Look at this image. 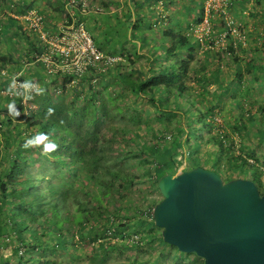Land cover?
Returning <instances> with one entry per match:
<instances>
[{"label": "rangeland", "instance_id": "1", "mask_svg": "<svg viewBox=\"0 0 264 264\" xmlns=\"http://www.w3.org/2000/svg\"><path fill=\"white\" fill-rule=\"evenodd\" d=\"M24 1L29 6L33 3L34 7L42 11L49 10L48 13L50 14L54 12L52 4L56 2V0ZM115 1L118 5L113 6L114 8L111 7L113 12L107 10L111 14L110 17L109 15L106 16L107 14L105 16L102 14L99 15L101 16L100 19H98V15V17L94 16V21L91 19L77 20L83 22L87 32L92 36L87 29L88 26L91 27L92 33L99 39H97L99 43H107L108 47L105 45V47L101 48L102 53L106 55L105 50L114 47L123 52L124 56L121 57L126 61H124V64L129 65V55L137 52L138 56L133 55L131 57L135 61V64L131 66L132 70L135 73L140 70L148 71L151 63L148 61L150 55L145 52L146 47L163 54L170 45V41L162 37L164 29L173 28L172 30L175 29V32H185L189 36L192 46L196 49L194 65L189 74V84L193 87L192 94L199 99L197 103L199 109L204 111V106L208 105L215 107L214 117L208 118V121L214 124L215 132L221 134V136L223 135L222 138L226 143H234L237 155L241 153V149H245L247 153L253 154L260 159V163L255 162L253 159L252 161L260 167V177L264 182V131H260L256 127L260 123V119L264 117V6L257 5L256 0H215V2H211V7L207 9L208 0H191L193 2L192 5L189 0H172L173 2L170 3L166 1L167 8L175 9V12L180 15L168 14L167 12V15H164L167 24L163 27L160 25L152 31L149 30L150 26L149 29L147 26V29L144 30L143 25L145 24H141L136 28V24L132 23L134 20L131 21L132 13L127 1L123 0L122 3L120 0ZM12 4V0H0V16L6 13L9 14L7 17L18 21L16 19L18 15L11 13ZM149 12L147 9L143 10L144 15ZM151 12L153 13L154 10H151ZM135 13L138 18L140 15L138 8H135ZM154 15L153 13L149 17V22L146 20L148 24L156 22V16ZM143 17L146 19V16ZM56 18L51 16L52 21ZM200 19H202V22L198 23ZM173 21H180L183 25L177 26L173 24ZM223 22H226V27L229 31L225 30ZM188 26H194V31L189 29ZM160 29L163 30L160 31ZM25 32L29 36L28 39H31L30 32L27 30ZM145 36L147 37L145 39L148 40L146 43L144 41ZM8 37L10 36L8 35ZM16 39L17 37H14V40L13 38H8L5 44H0V60H4L8 64L6 68H3L0 62L1 96H4V89L6 88L2 85L3 81L9 79V76L5 75L21 73L25 79H31L32 82L37 83L41 87L44 84H51V93L57 101L69 104L78 100L75 92L80 89L76 87L79 86L78 83L81 79L73 81V79L70 80L68 77L65 80L64 77L59 75L56 77L47 75L41 67L36 66L37 63L33 62L36 56L35 53L28 59L31 60L32 64L36 65L28 66L27 64L25 66L24 63L27 62L25 60V48L20 44V40ZM137 40L144 46L138 47ZM186 56L187 53L178 54L174 59L169 58L168 63L172 64L175 61H182ZM236 58L237 60H235ZM227 63H230V66L225 67ZM8 67L11 70L7 69ZM118 71L117 65H114L106 69L108 76L103 79H93L86 82V95L84 94L83 98L79 99L84 100L85 96L90 95L89 85L93 87L94 92L101 93V100L107 105L108 117L106 124L108 127L114 126L120 134L115 144L116 153L113 156L115 158L113 166L119 163L117 170H121L123 173L128 170L134 174H139L141 170L139 171L137 162L142 159L144 164L143 171L147 173L145 160H153L155 164V159L156 162L163 159L162 156H157V154L155 155L156 158L154 156V134L167 139H170L173 135L177 140L179 137L177 132L185 131L186 129L184 123L186 117L171 110L165 111L161 109L157 111L151 102L143 105L138 96L125 89L124 86L115 84ZM55 79L58 80L54 82ZM0 105L4 111L9 108L16 109L14 105L10 106L9 101L5 97H1ZM240 107L242 108L241 114L243 116L235 112V109ZM20 115L22 117V112H20ZM249 115H252L254 120L249 121ZM133 117H139V120L137 118L133 120ZM242 121L246 124V131L239 126L242 125ZM199 133L200 136H203V141H206V138L209 137L208 131L202 130ZM187 135L186 133L185 136ZM192 138L194 141L192 151L185 143L174 150V154H176L174 159L182 161V165L177 172L186 169V159L191 151L192 155H196V158L204 161L207 168L211 169L212 166L216 165V169L218 168L222 171L225 182L227 180L226 177L231 172H233L234 177L242 170L249 174L253 173L252 168L248 166H243L239 163L231 164L227 159L228 157L219 159L217 155L212 154L219 150L213 145L199 149V140L196 139V136ZM167 143L165 144V146L167 145L165 156L169 158L171 157L170 152L174 147L171 141L168 140ZM138 148H142V151ZM138 150L141 155L136 157L133 154ZM37 155L34 154L29 161L36 170L40 171L41 176L52 174L55 176H70V173L69 175L65 173L62 166L55 164L54 159L43 163V155ZM46 167H48V170L42 171ZM155 177V175L150 177L142 176L140 182L127 186V189L123 191L124 203L121 205V213L124 214L129 209L135 214V216H131L124 221L128 227L124 226L119 229L114 225L115 216L119 212L114 206L113 200L108 204V211L105 210V204L98 206V208L93 202L85 201L88 210L96 214L104 209L101 215H98L88 227L92 228L95 225L102 224L100 241L104 242L105 245L102 248L100 246L97 247H100L102 251L106 250L108 256L106 262L103 263L101 261L103 256L94 253L92 247L99 245V240L94 243H80L78 252L81 263L88 264L92 258H95L98 264H199L203 261L199 258L197 262L193 263L192 258L187 256L188 254H181L180 251L172 248L171 245L161 241L162 229L152 228L148 220L150 212L153 213L150 203L161 198V194L154 185ZM56 182L61 184L63 180ZM78 185H69V201L66 204L68 212H76L82 193H85L86 187L81 190ZM5 230L8 231L7 226H5ZM4 239L9 240L10 238L4 237ZM76 240H79V236L76 237ZM10 242L11 239L6 243ZM14 246V244L5 246V248H3V245L0 246V260L11 259L13 262L16 261V258L18 260L19 256L16 257L14 255ZM39 257H41L39 253L28 254L26 261L32 260L34 264H47L42 260H38ZM50 258L55 259L57 261L56 264H71L70 256L60 251L54 257L51 255L47 256V259Z\"/></svg>", "mask_w": 264, "mask_h": 264}, {"label": "trees", "instance_id": "2", "mask_svg": "<svg viewBox=\"0 0 264 264\" xmlns=\"http://www.w3.org/2000/svg\"><path fill=\"white\" fill-rule=\"evenodd\" d=\"M12 2V8H10L12 14L19 15L25 12V3L20 2V0H12ZM256 4L264 6V1L256 0ZM7 16L9 14L6 13L0 16V35H2L0 36V43L2 44V40L8 35L10 36L8 38H13L15 34L19 33L29 38L25 28L19 23L14 24L17 21ZM142 20L144 19L140 16L136 22V28L142 24ZM201 22L202 19L198 21V23ZM12 25L15 26V30L21 29L20 32L14 31L13 33L10 30ZM181 25L183 24L181 23ZM226 25V22H223L225 30L229 31ZM87 29L92 34L94 42L97 43L98 46H96L103 52L101 48L105 45L108 47L107 43H99L98 38L92 33L91 27L88 26ZM150 30H153V25L150 26ZM162 37L170 41V45L163 54L150 49V47L145 49L146 54L150 55L148 61L151 65L148 71L140 70L135 73L132 70L131 66L135 64V61L131 57L133 55L138 56L135 52V54L129 55V65L124 63L117 65L119 71L115 82V84L124 86L125 89L138 96L143 105L151 102L157 111L161 109L171 110L186 117L184 122L186 129L177 132L179 136L177 140L173 135L170 139H167L154 134V156L157 154V156H162L163 159L157 162L155 159V164L153 160H145L147 173L143 171L142 159L137 162V167L139 171L141 170L139 174H134L128 170L126 173L117 170L119 163L113 166L115 161L113 156L116 153L115 144L120 134L114 126L108 127L106 124L108 117L107 105L101 100V93L94 92L93 87L89 85L90 95L85 96L84 100L79 99L83 98L84 94L86 95V82L93 79H103L109 74L91 68L90 72L81 78L78 83L79 86L76 87L80 89L75 92L78 98L74 101L75 103L64 104L62 101H57L51 93V84L40 86V94L29 100L35 106L33 109L26 108L21 97L10 99L5 95H0V99L5 97L10 106L14 105L16 109L22 112V117H17L15 114L16 109L13 111L9 108L4 111L0 105V246L3 245V248H5V246L14 244V255L16 257L19 256L20 251H23V256L19 257L18 261L16 258L17 262L34 264L32 260L27 262L26 256L39 253L41 257L38 260H42L47 264H56L55 259H47V256L54 257L60 251L70 256L71 264H84L80 262L79 244L84 242L94 243L99 240V245L93 246L92 249L94 253L103 256L101 261L105 263L108 256L107 251L100 249L105 245L104 242L100 241L102 224L95 225L92 228L88 227L98 215H101L104 209H100L102 212L96 214L88 210L85 201L89 200L97 207L105 204V210L108 211V204L113 200V204L119 212L115 216L114 225L119 229L127 226L124 221L131 216H135V214L129 209L124 214L121 213V205L124 203L123 191L127 189V186L140 182L142 176L155 175L154 185L160 193L158 188L160 178L166 174H176L182 165V161L174 159L176 155L174 154L175 148L185 143L192 151L193 136H196V139L199 140V149L213 145L219 150L212 154L217 155L219 159L228 157L227 159L231 164L239 163L253 170L251 174L246 173L244 170L239 171L235 177L231 172L226 177V182L239 178L249 179L254 181L260 192L264 194V182L260 177L261 169L255 164V162L260 163V159L247 153L245 149H241V153L237 155L234 143H226L222 138L223 135L221 136V134L215 132L214 124L208 121V118L214 117L215 107L212 105L204 106V111H202L197 105L199 99L192 94L193 87L189 84V74L192 71L196 53L189 36L183 31L175 32L172 29H166L162 32ZM145 38L147 37H144L146 43L147 39ZM141 46L144 45L141 43ZM230 48L232 49V47ZM32 49L38 52L35 55L39 54V49L35 46ZM105 52L106 55L111 57L124 56L123 52L114 47L105 50ZM186 53L187 56L182 61L168 63L169 58L174 59L178 54ZM0 62L3 68L8 65L4 60H0ZM27 63L30 66L31 60L28 59ZM228 66H230V63L225 65V67ZM7 69H10V67ZM5 76H9V79L4 80L2 85L6 87L4 90H7L10 85V77L13 75L9 73ZM67 77L70 80L73 79L71 75L65 76L64 79L66 80ZM22 80L32 82L31 79H25L23 76ZM57 80L55 79L54 82ZM49 108H53L55 111L52 116L47 117L46 114ZM241 111V107L235 109V112L239 115ZM136 118L133 117V120ZM137 119L139 120V117ZM248 120L252 121L254 117L249 115ZM242 125L239 126L246 131V124L243 121ZM256 127L258 130L264 131V117L260 119V123ZM202 130L209 132L206 141H203V136H200L199 132ZM40 133L48 135L49 141L45 143L53 142L57 145L54 151L45 152L43 145L25 148V142ZM186 133L187 136H185ZM168 140L171 141L174 147L172 151L168 148L171 151V157L169 158L165 156V148L167 147L165 144H168ZM138 149L142 151V148ZM191 151L186 159L187 167L185 170H192L196 167L207 168L204 161H200L196 158V155H192ZM34 154H38L37 156L42 154L43 163L54 159L55 164L62 166L65 173H68V175L70 173V176H55L54 174L41 176L40 171L36 170L29 161ZM133 155L138 157L141 154L138 150ZM252 159L255 162L250 163ZM215 166H212L210 170L217 171L224 180L222 171L216 169ZM45 170H48V167L42 171ZM58 180L59 182L63 180V182L59 184L56 182ZM70 184H79L81 190L86 187L80 201L77 199L80 204L75 213L68 212L66 205L69 201ZM162 199L161 195L160 199L151 201V210H154ZM148 220L152 228L157 229L152 212H150ZM5 226H7L8 231L5 230ZM77 236H79V240H76ZM4 237L10 238L11 242L6 243L10 239H4ZM160 238L164 242L162 235ZM171 247L178 250L176 247ZM187 256L192 258L193 263L199 260L194 254H188ZM6 261L12 260L3 259L0 260V263ZM97 262L95 258H92L88 264H98ZM199 264L204 263L201 261Z\"/></svg>", "mask_w": 264, "mask_h": 264}, {"label": "water", "instance_id": "3", "mask_svg": "<svg viewBox=\"0 0 264 264\" xmlns=\"http://www.w3.org/2000/svg\"><path fill=\"white\" fill-rule=\"evenodd\" d=\"M158 188L153 219L165 243L204 264H264V194L254 181L196 167L162 176Z\"/></svg>", "mask_w": 264, "mask_h": 264}, {"label": "built area", "instance_id": "4", "mask_svg": "<svg viewBox=\"0 0 264 264\" xmlns=\"http://www.w3.org/2000/svg\"><path fill=\"white\" fill-rule=\"evenodd\" d=\"M70 9H77L83 15L89 13H101L100 7H93L89 0H67ZM208 0L207 9L211 7ZM20 19V18H19ZM28 31L34 34L40 43L45 45L44 52L35 56L33 62L43 64L50 76L71 75L73 81L80 80L91 68L99 72L106 73V69L114 65L124 63L121 56L111 57L102 53L95 45L92 36L85 29L84 24H63L60 31L55 35H49L43 29L44 17L35 10L26 14L23 19ZM33 87L26 89L22 74L18 73L10 77V85L5 90L4 95L10 99L22 98V103L26 108L33 109L35 106L29 101L40 94L41 87L31 82ZM76 83V82H75ZM17 117H21L20 111ZM253 163L252 160H250ZM23 256L20 251L19 257Z\"/></svg>", "mask_w": 264, "mask_h": 264}, {"label": "crops", "instance_id": "5", "mask_svg": "<svg viewBox=\"0 0 264 264\" xmlns=\"http://www.w3.org/2000/svg\"><path fill=\"white\" fill-rule=\"evenodd\" d=\"M20 1L26 4L25 5L26 8L24 7L25 8V12L23 14H19L16 17V19L18 21L14 22V24L15 23L16 24L19 23L22 27L25 28V30L28 31V28L26 27V24L24 23L23 19L26 16L27 13H29L32 10H35V11H37L38 13H40L44 17L43 29L49 35L57 34V32L60 31V27L63 24H66V23H69V24L82 23L83 24V22H79L77 20H83L84 21V19H86V20L91 19V20L94 21L95 17H98L99 15H102V14H104V16H105V14H107L106 16L109 15V17H110L111 14H109L108 11H112L113 12V10H112V8H114L113 6H115V5L117 6L118 5V4H116L115 0H89V3L91 4V6L100 7L102 9V12H101V14L93 12V13H89L88 15H83L77 9H70L71 7H69L67 0H56L55 4H52L54 6V12H51V14H50V13H48L49 10L48 11H42L41 9H39L37 7H34L33 3H31L30 6H29L26 1H24V0H20ZM125 1H127L128 7L131 8V13H132L131 21L134 20L132 22L133 24H137L136 22L140 18V15H141L142 19H144L143 16H146V19H144L143 22H142V24H145V25H143L144 26L143 27L144 30L147 29V26H148V29H149V26H151V25H153V30H154V28L156 29V27H159L160 25L162 27L165 26L167 24V22H166V19L164 18V15H167L166 14L167 12H168V14L172 13V14L180 15L178 12H175V9L173 10V9L167 8V5L165 4V2L169 1V3H170V2H173L172 0H125ZM120 2L122 3L123 0H120ZM189 2H191V0H189ZM45 3H46V1H45ZM196 3H197V1H196ZM196 3H194V4L196 5ZM192 4H193V2H191V5ZM152 6H153V8H152ZM105 7H107V8H105ZM135 8H138V13L140 12V15L138 16V18H137V15L135 13ZM144 9H147L148 12L149 11L150 12L148 14L144 15V13H143ZM196 9H197V7H196ZM151 10H154L153 13L155 14L154 16H156V22L153 23V24L152 23L148 24L147 22H149V20H150L149 17L152 16V14H153L151 12ZM51 16H54V17H57V18L54 21H52L53 19H51ZM88 16H91V17H88ZM109 17H105V18H109ZM100 18H101V16L98 17V19H100ZM146 20H148V21L146 22ZM173 24H176L177 26L178 25L181 26V22L180 21L179 22L178 21L177 22L173 21ZM171 29H173V28H171ZM189 29L194 31V26H192V27L190 26ZM10 30L14 33V31L20 32L21 29L15 30V26L12 25V26H10ZM162 30L163 29H160V31H162ZM30 36L32 37L31 39H28L27 36H22L21 33L14 35V37H17L16 40H18V41L20 40V42H21L20 44L22 46H24V48H25L26 61L28 60V58L33 53H38V52H36V50L32 49V48H34V46H35V48L39 49V53L40 52H44L43 50L45 48V45L40 43L38 38L34 34L30 33ZM14 37H13V40H14ZM7 40H8V38L6 37L5 39L2 40V43L5 44ZM93 40H94V38H93ZM137 42L139 44L138 47H141V44L139 43V41H137ZM95 45H97V43H95ZM24 64H25V66H27V64L29 65V63H27V62L24 63ZM30 65L34 66L36 64H32V62H31ZM36 66L41 67L44 70V72L48 75V73L45 70V67H44L43 64L41 66L40 63H37ZM89 72H90V70H89Z\"/></svg>", "mask_w": 264, "mask_h": 264}, {"label": "clouds", "instance_id": "6", "mask_svg": "<svg viewBox=\"0 0 264 264\" xmlns=\"http://www.w3.org/2000/svg\"><path fill=\"white\" fill-rule=\"evenodd\" d=\"M24 87L26 89H31L33 87V85H32L31 82H25ZM12 110L14 111L15 109L13 108ZM54 111L55 110L53 108H49L48 111H47L46 116L47 117L52 116L54 114ZM15 114L18 116L19 112L16 111ZM46 141H49L48 135L45 134V133H40V134L36 135L35 137L28 139L25 142L24 146H25V148H30V147H39V146L43 145L45 152H52V151H54L57 148V145L55 143H53V142L45 143ZM14 262H17V261H14Z\"/></svg>", "mask_w": 264, "mask_h": 264}]
</instances>
